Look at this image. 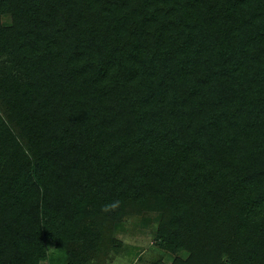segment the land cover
Listing matches in <instances>:
<instances>
[{"label": "trees", "instance_id": "trees-1", "mask_svg": "<svg viewBox=\"0 0 264 264\" xmlns=\"http://www.w3.org/2000/svg\"><path fill=\"white\" fill-rule=\"evenodd\" d=\"M144 213L151 264H264V0H0V264Z\"/></svg>", "mask_w": 264, "mask_h": 264}, {"label": "rangeland", "instance_id": "rangeland-1", "mask_svg": "<svg viewBox=\"0 0 264 264\" xmlns=\"http://www.w3.org/2000/svg\"><path fill=\"white\" fill-rule=\"evenodd\" d=\"M3 21L7 24L10 22V17L5 16ZM158 221L157 214L144 213L140 216L128 217L117 224L116 235L122 239L124 246L119 253H113L104 264H151L158 258L167 262L173 260L175 255L155 245L154 235ZM48 244L52 253L54 245L50 241ZM181 255L185 256V253Z\"/></svg>", "mask_w": 264, "mask_h": 264}]
</instances>
